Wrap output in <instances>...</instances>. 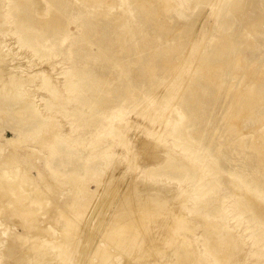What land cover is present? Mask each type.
Returning a JSON list of instances; mask_svg holds the SVG:
<instances>
[{"label": "rangeland", "instance_id": "1", "mask_svg": "<svg viewBox=\"0 0 264 264\" xmlns=\"http://www.w3.org/2000/svg\"><path fill=\"white\" fill-rule=\"evenodd\" d=\"M81 1L0 0V53L11 57H5L8 70L17 66L15 73L34 75V83L23 89L34 95L42 117L32 122L29 112L17 113L20 105L0 96V160L13 149L7 140L20 139L17 157L39 187H43L39 172L43 179L51 180V168L65 173L74 170L86 180L88 167L94 168L92 177L103 180L121 169L129 186L156 182L155 189L165 196L163 201L173 202L185 190L191 202L186 215H190L187 226L191 232L184 233L192 241L195 264L199 263L203 237L214 236L221 239V255L226 257L215 264H264V155L251 148L253 137L264 134V0L216 4L212 0H153L158 15L150 17L144 15L145 10L131 11L136 0H116L112 13L107 9L99 12L100 4ZM29 22L44 28L38 40L27 35L37 45L34 47L20 42ZM145 39L149 45H143ZM187 57L190 65L182 82L173 88V73ZM214 66H219L218 71L212 70ZM43 72L61 90L60 100L49 108L44 105L49 93L38 88ZM239 87L254 95L246 114H241V128L245 132L252 129L245 144L233 135L230 125L233 96ZM159 97L160 109L157 106L151 111ZM157 111L163 114L157 116ZM51 119L62 134L49 151L46 144L51 136L44 137L43 127ZM119 124H123V134L116 130ZM256 141L259 144L260 138ZM89 143L95 147L93 153ZM130 148L133 157L128 162ZM165 155L173 157L169 167ZM176 166L182 169L176 170ZM233 175L247 185L245 198L231 185ZM201 183L208 184L198 193ZM90 189L95 191L96 183ZM64 196L59 198L61 202ZM144 196L138 195L136 200L142 201ZM7 204L0 202V208L8 210ZM210 219L221 227L214 231ZM0 220L11 226L4 216ZM227 226L238 234V249L227 242ZM157 247L164 246L158 243ZM142 253L150 255L139 264L156 259L149 246ZM120 264L138 263L124 256Z\"/></svg>", "mask_w": 264, "mask_h": 264}, {"label": "bare ground", "instance_id": "2", "mask_svg": "<svg viewBox=\"0 0 264 264\" xmlns=\"http://www.w3.org/2000/svg\"><path fill=\"white\" fill-rule=\"evenodd\" d=\"M212 1L216 4L222 0ZM85 2V5H90V3H92L93 6L100 4L101 9L99 8V12L101 13L106 9L112 13L117 4L116 0H88ZM151 2H153V0H136L135 3L131 5V11L134 12L137 9L145 10L146 12L144 15L147 17L158 15L157 9ZM48 12L49 10L47 13ZM47 15L49 16V14ZM42 18L44 20L45 17ZM37 19L40 20V17L37 16ZM115 19L119 20V18ZM43 20L42 23L45 22V20ZM34 23L35 22L27 23L26 28L23 30V35L20 37L22 46H37L35 43H32L31 36L38 40L44 28ZM34 34L36 35L33 36ZM143 42L144 46L149 45V40L145 39ZM172 50H174V48H172ZM173 53L171 51L170 54ZM2 54L0 53V96H3V100L10 98L16 104H19L20 106L16 109L17 113L23 114L29 112L32 122L39 120L42 117L39 105L35 103L36 99H34V95L30 90L27 91L23 89L25 85L34 83L33 79H31L34 75L32 74V76L29 77L31 74L28 76V74L20 71L15 73L17 71V66L13 68L16 71L13 69L8 70L9 61L7 60V56L10 57V55H3V57ZM5 57H7V59ZM167 64H169V62ZM189 65L190 57H187L183 66H180L179 70L173 73L174 77L172 79L174 80H172L173 84H171L173 88L184 78L185 69L189 67ZM173 66L174 65L171 66L172 69ZM202 66L203 65H200V67ZM218 69L219 66L212 67L214 71H218ZM214 71L213 73H215ZM43 73L38 88L49 93V99L44 103V105L49 108L53 103H58L57 101L60 100L58 94L61 93V90L56 86L54 82L55 79L52 78L50 74ZM123 75H125L124 72ZM207 78L213 79V77L209 75ZM244 83L241 87L245 85ZM166 86H168V84ZM1 87L4 88L1 89ZM63 87L64 86H62V88ZM241 87H239V90L237 89V91H235L233 96L231 107L234 110V116L230 125L233 135L239 140L241 139L242 144H245L244 138L252 132V129L245 132L241 128V114L245 112L246 105L250 106L248 102L254 95L251 90L241 91ZM186 89H189L188 85L185 87V90ZM169 91L171 92V90ZM159 99L162 100V98L159 97L155 99L156 101L158 100L156 103H151V111L154 107L157 108V106H159L158 110L160 109ZM162 114L163 111H159L157 116ZM90 125L96 126V123L91 121ZM123 129V124H119V126L116 127L117 131ZM35 130L37 129H34V131ZM17 131L20 132L21 136L25 135V131ZM43 131L44 137L47 138L49 136L50 138L51 136L49 139L50 141L46 144L48 146L45 145L50 151L51 148L49 146L52 147L60 138V133L62 134L61 128L57 126L54 119H51L44 125ZM110 136L113 137V134ZM153 138L154 140L158 139L156 134L153 135ZM259 138L260 141L259 144H257L256 139L259 140ZM259 138L256 136L253 137L251 148H255L257 153L263 156L264 134L263 136H259ZM119 141L120 139L118 142ZM125 141L127 140L125 139L123 143H125ZM7 142L13 146V149L0 160V202H7L8 204L5 205V207H7L8 210L0 208V217L4 216L8 224L15 229L20 228L22 232L12 230L11 226H7L4 221L0 220V264H9L10 262H12V264H26L25 262L28 264H120L124 256L135 260L139 264L142 258L150 255L149 253H142L146 246H149L150 251L156 258L153 263L146 262V264H195L192 241L185 235L186 232H191L187 226V219L190 218V215L186 216L189 210L188 204H191V202H189L188 193L185 190L179 191L173 202L163 201L162 199H164L165 196L163 193H160L159 190L155 189L157 186L156 182L141 181L137 185L129 186L124 178L123 170L121 169H119L114 176L110 175L106 177L109 179L103 180L101 176L92 177L94 168L88 167L86 170V180H81L74 170L65 173L51 168V175L49 176L51 180L43 179V174L39 172V177L42 178L43 185V187H39L37 179L32 176L31 172L24 167L21 160L17 157L20 139H9ZM128 145H126V148ZM87 146L91 147V149H89L91 153L95 151V147L91 146L90 143L87 144ZM44 147L42 146V148ZM160 147L159 145V148ZM56 150L58 151L57 148ZM128 150L129 152L126 157L128 158L127 161L133 157L131 148ZM168 152L169 151H166L167 154ZM187 154L189 153L187 152ZM27 157H29V154ZM172 160L173 157L168 155L164 163L168 164L169 167ZM163 165L151 167V169L149 170L148 168V170L156 171L157 168H161ZM175 169H182V166H176ZM92 182L97 185L95 191L90 189V184ZM207 184L201 183L197 187L198 193L203 191ZM231 185L237 187L242 193L241 196L243 195L244 198L248 195L249 189H247V185L234 175L231 176ZM64 194L67 195L64 196ZM62 195L66 198L61 202L59 198ZM138 195L146 196H144L145 199L142 201H137ZM251 200L252 198H249L247 202L249 203ZM192 203V205L195 204L194 202ZM184 205L185 207L183 208ZM240 205V207H245L243 203ZM191 211H193V209ZM215 213L218 214L220 211ZM208 224L214 231L218 230L222 225L220 222H215L214 219L208 220ZM226 232L228 244L238 249V234L231 226L226 227ZM158 243L165 248L157 247ZM222 245V241L218 236L203 237L200 246L201 255L199 257V263L196 264H207V261H209V264H215V262L221 263L225 261L226 257L221 255L220 251ZM173 246L175 247L173 248ZM216 248L219 249L218 252L214 251ZM204 253L206 257L202 256Z\"/></svg>", "mask_w": 264, "mask_h": 264}]
</instances>
